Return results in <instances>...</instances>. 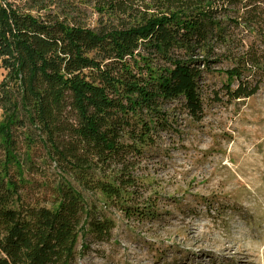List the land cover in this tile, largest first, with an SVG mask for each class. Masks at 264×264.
<instances>
[{
	"label": "trees",
	"instance_id": "1",
	"mask_svg": "<svg viewBox=\"0 0 264 264\" xmlns=\"http://www.w3.org/2000/svg\"><path fill=\"white\" fill-rule=\"evenodd\" d=\"M0 63V264H73L88 234L111 238L112 211L155 215L137 174L172 126L167 103L201 120L215 72V100L259 90L264 0H0ZM41 165L49 206L20 192L25 172L49 180Z\"/></svg>",
	"mask_w": 264,
	"mask_h": 264
},
{
	"label": "rangeland",
	"instance_id": "2",
	"mask_svg": "<svg viewBox=\"0 0 264 264\" xmlns=\"http://www.w3.org/2000/svg\"><path fill=\"white\" fill-rule=\"evenodd\" d=\"M83 9L81 20L95 25L97 14ZM5 74L0 63V82ZM223 79L215 72L201 80L199 121L177 101L165 105L172 126L145 150L137 174L155 215L134 221L112 211L111 238L96 242L88 234L89 247L73 264H264V76L254 95L232 101L223 91L221 100L212 96ZM41 166L49 180L24 174L20 192L29 202L51 198L52 166ZM88 198L103 204L99 194Z\"/></svg>",
	"mask_w": 264,
	"mask_h": 264
}]
</instances>
